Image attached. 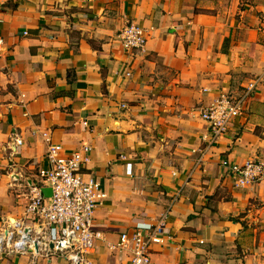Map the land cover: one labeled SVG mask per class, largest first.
<instances>
[{
  "label": "crops",
  "instance_id": "0c3cea01",
  "mask_svg": "<svg viewBox=\"0 0 264 264\" xmlns=\"http://www.w3.org/2000/svg\"><path fill=\"white\" fill-rule=\"evenodd\" d=\"M129 21L148 36L135 53L119 37ZM0 33V232L25 216L48 133L92 147L87 171L108 194L89 264H130L109 245L167 210L171 240L150 264H264V175L237 187L221 164L264 162V81L211 146L200 115L263 72L264 0H0ZM0 264L69 262L6 252Z\"/></svg>",
  "mask_w": 264,
  "mask_h": 264
},
{
  "label": "built area",
  "instance_id": "2783aa9c",
  "mask_svg": "<svg viewBox=\"0 0 264 264\" xmlns=\"http://www.w3.org/2000/svg\"><path fill=\"white\" fill-rule=\"evenodd\" d=\"M126 51L143 50L147 43V31L140 24L129 21L119 33ZM4 37L0 33V52ZM264 81L262 73L250 79L237 94L220 91L213 101L201 108L200 115L207 122L204 139L209 146L216 143L229 131L231 122L244 112L257 85ZM87 125V120H84ZM48 146L45 153L47 165L26 179L29 196L25 216L9 220V226L0 232V254L31 252L34 257L60 253L69 264H89V254L103 232L95 224V212L108 196L101 181L87 171L92 147L83 145L76 150H66L61 143L52 142L44 133ZM23 139L13 135L10 154L18 153ZM221 164L228 168L234 185L244 187L257 182L264 175V162L248 159L243 163L227 158ZM127 172L131 173L130 163ZM12 173V179L17 180ZM51 194L46 195L44 188ZM26 219L29 221L27 222ZM169 210L156 221L138 224L130 235L121 232L118 242L111 249L129 252L130 264H150L155 245H164L171 240L167 230Z\"/></svg>",
  "mask_w": 264,
  "mask_h": 264
},
{
  "label": "water",
  "instance_id": "95a60500",
  "mask_svg": "<svg viewBox=\"0 0 264 264\" xmlns=\"http://www.w3.org/2000/svg\"><path fill=\"white\" fill-rule=\"evenodd\" d=\"M44 193L46 195H50L51 194V189L49 187L44 188Z\"/></svg>",
  "mask_w": 264,
  "mask_h": 264
},
{
  "label": "bare ground",
  "instance_id": "6f19581e",
  "mask_svg": "<svg viewBox=\"0 0 264 264\" xmlns=\"http://www.w3.org/2000/svg\"><path fill=\"white\" fill-rule=\"evenodd\" d=\"M14 221V220H13Z\"/></svg>",
  "mask_w": 264,
  "mask_h": 264
}]
</instances>
